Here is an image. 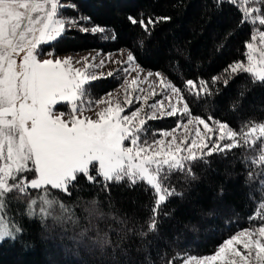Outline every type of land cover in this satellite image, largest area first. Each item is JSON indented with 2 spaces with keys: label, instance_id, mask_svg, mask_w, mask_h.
<instances>
[{
  "label": "snow or ice",
  "instance_id": "snow-or-ice-1",
  "mask_svg": "<svg viewBox=\"0 0 264 264\" xmlns=\"http://www.w3.org/2000/svg\"><path fill=\"white\" fill-rule=\"evenodd\" d=\"M211 3L216 9H220L223 3L237 6L242 12L238 26L257 23L264 26V0H211ZM66 7L75 6L64 5L61 0H0V242L6 238L15 241L25 231L15 217L8 214L13 197L16 201L26 200V207L18 214L29 220L35 218L44 224L51 217L57 222L76 223L72 208L61 203L52 190L70 197L80 178L98 185L105 192H110L113 184L126 182L134 188L143 183L144 190L151 192V215L147 227L149 232H154L162 206L171 197L180 195L166 183L171 173L191 175L193 162L204 161L206 156L214 153L230 151L241 146L242 141L250 153H256L250 162L259 166L260 175L264 176V122H246L240 131H235L212 116L208 117L213 121L212 127L196 116L182 125L185 132L193 120L203 125V135L197 130L196 138L190 143L187 136L177 141L172 135L177 129L172 133H161L164 137L172 136L168 141H149L140 135L145 124V119L139 116L140 109L130 115H121L125 109L119 101L113 103L111 93L107 98H90V82L103 74L98 76L87 71L90 67L88 57L75 61L83 63L84 70L73 67L71 57L39 59L42 55L38 51L39 46L62 38L70 30L81 33L106 31L97 25L89 28L83 24L82 21L89 20L86 16L79 20H66L60 15V10ZM127 20L150 36L157 23L167 22L171 17H145L141 14L139 17L129 15ZM257 35L259 48L254 43ZM138 43L143 47V40ZM219 47L223 48L224 44ZM245 48L248 49L245 53L248 63L235 61L225 72L233 75L249 73L254 80L264 83V30L252 27L250 41L245 42ZM257 51L260 56L258 63L254 61ZM48 55L53 56V53ZM112 62L129 66L122 69L125 72L138 68L132 50L128 51L126 61ZM103 64L101 60L100 65ZM107 75L112 76L113 73ZM153 75L183 103L182 109L170 103V110L166 111L162 102H157L161 115L174 116L178 111L191 115L183 90L163 73H147V77ZM219 79L212 77L211 84L202 79L198 84L193 80H186L184 84L194 94L212 95L211 85ZM138 80L139 72L131 84L138 83ZM228 82V79L224 80L225 85ZM85 99L88 100L87 108L90 109L93 103L99 108L95 112L96 118L84 114ZM147 99L145 96V102ZM132 102L131 93H128L124 104ZM60 106L68 111H56ZM151 107L155 109L157 104ZM147 118L158 117L153 113ZM180 127L178 124L177 128ZM253 175L250 171L249 176ZM32 191L36 192L35 196L31 195ZM55 206L59 207L61 215H54ZM260 207L264 210V203ZM86 212L89 217L96 215L95 201L90 202ZM255 218L250 217V220ZM260 219L264 220V215ZM80 235L83 237L85 233ZM141 235L146 233L141 232ZM94 243L103 248L109 241L97 235ZM238 245L242 246L243 252L238 250ZM167 264H177L176 258ZM183 264H264V223L233 234L223 241L214 255L200 258L189 255L184 257Z\"/></svg>",
  "mask_w": 264,
  "mask_h": 264
},
{
  "label": "trees",
  "instance_id": "trees-1",
  "mask_svg": "<svg viewBox=\"0 0 264 264\" xmlns=\"http://www.w3.org/2000/svg\"><path fill=\"white\" fill-rule=\"evenodd\" d=\"M61 1L75 6L61 9V15L77 20L89 17L82 23L106 31L70 30L62 38L41 45L39 52L132 50L138 66L160 71L183 90L192 116L206 121L212 116L235 131H240L246 122H264V83L249 73L225 72L230 64L242 59L250 36V24L238 26L242 12L237 6L223 3L216 9L211 0ZM141 14L168 16L171 20L157 23L148 36L127 20L129 15ZM140 40L144 41L143 47L139 46ZM221 44L223 48L219 47ZM214 76L220 79L211 85L212 95L194 94L184 84L186 80L198 84L201 79L211 84ZM225 79L229 81L227 85ZM118 80L115 73L90 82V97L110 91ZM60 108L65 109L60 106L55 110ZM170 119L154 120L150 127L167 129L173 125ZM240 144L193 162L191 175H169L166 183L180 195L162 206L154 232L147 227L151 192L144 190L143 183L134 188L126 182L113 184L110 192H105L80 178L70 197L52 190L61 203L72 208L76 223L57 222L51 217L44 224L35 218L29 220L18 214L26 207V200L16 201L13 197L8 214L25 231L15 241L6 238L0 242V264H167L173 258L179 264L189 255L211 254L234 232L264 223L260 219L264 215L260 207L264 203V176L260 175L259 166L250 162L256 153H250L242 141ZM250 171L254 173L252 177ZM91 201L96 202L93 217L86 212ZM53 213L61 215L58 206ZM97 235L109 243L103 248L97 246Z\"/></svg>",
  "mask_w": 264,
  "mask_h": 264
},
{
  "label": "rangeland",
  "instance_id": "rangeland-1",
  "mask_svg": "<svg viewBox=\"0 0 264 264\" xmlns=\"http://www.w3.org/2000/svg\"><path fill=\"white\" fill-rule=\"evenodd\" d=\"M62 4L67 5L66 2L61 1ZM247 6V5H246ZM35 15V14H34ZM61 15V14H60ZM63 18L70 19L68 17H65L61 15ZM252 27L256 28H261L264 30V26H259L258 23L256 25H250ZM247 41H250V36ZM50 43V42H49ZM255 46L257 48L261 47L259 44V39L257 35V40L254 42ZM38 51H40V46L38 47ZM248 52V49H244V54L242 59L237 60V61H242L245 64L248 63L247 57L245 53ZM49 52L42 53L39 59H50V58H66V57H71L73 59V67L80 68L81 70H84L83 63H75V61L81 60V58L88 57V63L90 67L87 69L88 72L94 73L96 75L103 74L101 78L109 77L107 73L112 72L113 74H117V77L119 78L118 83L114 88H112L110 91L100 95L99 97L93 98L90 97L92 100L99 99L101 97L107 98V94L111 93L114 100L113 103L116 101H119L120 104L124 107V112L121 115H130L132 111H136L137 109H140L139 116L140 118L145 119V124L142 126V132L140 133L142 138H147L149 141H152L154 139L158 140H164L168 141L172 138V136L164 137L161 135L163 132H169L172 133L173 129H177L175 133H172L177 139V141L184 139L186 136L188 138V142H191V139L196 138L195 133L197 130L201 132V135H203L204 130H203V125H199L196 121L193 120L191 124L188 125V131L185 132L184 128L182 127L183 124H187L189 120H192L193 117L192 115H183L180 111L177 112L176 115L174 116H167V115H161L160 111V104L157 102H162L163 109L164 110H170L169 104L171 103L174 105L177 109H182L183 108V103L179 102L177 96L174 93H171L170 90H167L162 83L160 79H158L155 75L151 77H147L148 72L156 73L160 71H152L148 70L145 68H142L138 66L136 68V71L129 70L127 72L123 71L122 69L125 67H129L127 65L121 64V63H114L112 61H126L127 55H128V50L125 48H120L116 51L112 52H100L99 50H84V51H79V52H74V53H62V54H53V56L48 55ZM94 58V59H93ZM19 60V58H17ZM103 60L104 64L103 66L100 65V61ZM260 56L259 52L257 51L254 53V61L259 62ZM137 65V64H136ZM135 67V66H132ZM137 72H139V80L138 83L136 84H131L132 79L137 77ZM161 73V72H160ZM165 76V75H164ZM147 77V79H145ZM100 79V78H99ZM153 91H155V95H153ZM128 93H131V97L133 98V102L130 105L124 104V100ZM147 96V102H145L144 97ZM136 97H140V99H135ZM85 105V115L89 116L91 118H96L95 117V112L99 111V108L96 107V105L93 103L92 107L89 109L87 108L88 100L85 99L83 101ZM157 104V107L153 109L151 105ZM56 111H68L67 108L56 110ZM155 113L156 117L154 119H148L147 116L152 115ZM67 119V117H65ZM168 119L171 118L170 121L173 123V125L167 129L165 128H153L150 127V122L154 120H163V119ZM206 123L209 124L210 127L213 126V121L208 120ZM180 124L181 127L177 128V125ZM219 135V133H217ZM223 143V142H222ZM127 146L128 142H126ZM243 230V229H241ZM238 230L234 232L233 234H236L237 232L241 231ZM232 234V235H233ZM230 235V236H232ZM230 236L228 238H230ZM227 238V239H228ZM226 240V239H225ZM223 243V242H222ZM221 243V244H222ZM217 246L214 252L208 255L204 256H195L197 258L200 257H207L214 255L220 245ZM238 250L243 252L242 246H236ZM179 264H183V261L180 262Z\"/></svg>",
  "mask_w": 264,
  "mask_h": 264
}]
</instances>
